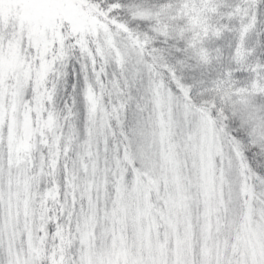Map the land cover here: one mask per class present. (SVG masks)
<instances>
[{
	"label": "snow or ice",
	"instance_id": "obj_1",
	"mask_svg": "<svg viewBox=\"0 0 264 264\" xmlns=\"http://www.w3.org/2000/svg\"><path fill=\"white\" fill-rule=\"evenodd\" d=\"M0 264H264V0H0Z\"/></svg>",
	"mask_w": 264,
	"mask_h": 264
}]
</instances>
